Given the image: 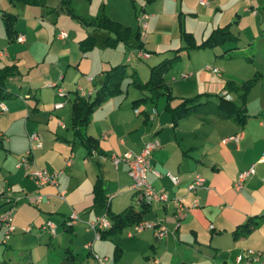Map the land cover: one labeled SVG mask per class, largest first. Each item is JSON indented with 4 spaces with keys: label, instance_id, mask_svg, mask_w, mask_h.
<instances>
[{
    "label": "crops",
    "instance_id": "crops-1",
    "mask_svg": "<svg viewBox=\"0 0 264 264\" xmlns=\"http://www.w3.org/2000/svg\"><path fill=\"white\" fill-rule=\"evenodd\" d=\"M5 1L0 0V69L4 66L15 67L12 78H6L4 86L13 93L15 79L20 94L6 101L0 98L7 108L0 113V213L12 206L15 227L6 236L5 229L0 225V263L9 264L15 256L21 259V264H60L66 250L75 253L73 237L83 231V249L86 250L83 261L89 258L94 264H107L111 257L114 264H143L135 259L139 254H142L145 264H178L180 260L181 264H245L248 260L253 264H264V79L254 85L261 87L260 92L251 96L250 100L246 99L247 118L243 126L228 118L201 113L183 116L174 123L171 112L165 107V98L155 105L147 101L133 106L132 101L139 96H129L121 88L119 95L106 98L93 110L89 123L83 129L84 133L96 140L101 151L100 154L94 151L88 155L72 127L73 97L82 96L81 89L88 94L85 98H92L101 85L104 72L119 62L113 63L114 56L106 55L96 67L98 61L92 58L90 50L82 52L79 48L78 56L68 39L72 34L71 43L79 45L91 34L96 36L97 44L105 45L103 38L110 34L103 30L93 31L91 27L81 29L73 24L67 37L59 38V31L63 30L61 15L54 20L52 14H49L50 17L45 15L46 11L43 13L40 6ZM51 1L46 0L47 7H53ZM137 1L143 2L140 4L149 14L147 33L141 39L142 50L150 54L148 58L152 56L151 52L172 53L170 50L181 48L183 43L180 37H173L174 23L179 20L178 12L188 13L187 10H192V1L195 0ZM229 1L233 4L237 1L244 4L253 2ZM115 2L103 0L96 7L94 16L79 15L94 18L99 14L101 5L105 11V7L108 10ZM60 5L59 12L62 11ZM247 8L244 6L242 11H248ZM3 13L16 15V39L7 34ZM106 14L123 25L127 24L123 14L111 15L108 11ZM251 14L256 15V12L252 10ZM134 15L137 21V11H134ZM183 26L188 29L186 17ZM216 26L221 27L222 23ZM157 33L163 34L166 41L161 42L155 36ZM192 34L198 43V36ZM206 34H201V40ZM20 35L24 36L22 42L17 40ZM56 44H59L58 50L54 49ZM120 45L124 44L118 43L114 49H120ZM126 49L119 50L126 52L122 62H133V56L139 58L136 54L138 49L133 45H126ZM161 58L157 56V60ZM207 67L199 68L195 82L189 84L194 85L195 90L191 95L176 92L174 85L179 82V77L171 78L172 84L165 80L174 96L169 103L171 106L183 98L198 94H209L215 96L209 98L216 100L217 95L226 92L224 86L229 79L217 68V72H213ZM58 88L65 91L64 96L58 95ZM227 95L230 99L236 97L231 93ZM58 102L63 105L55 108ZM159 102L162 105L158 109ZM32 132L39 134L42 143L41 147L32 149L34 164L51 172L61 171L56 177V184H45L39 189L24 168L17 166L20 156L29 149L28 136ZM234 135L239 136L238 141L230 139L222 142L223 138ZM153 140L159 145L152 151L151 166L161 173V177L149 172L147 181L189 206V209L182 218L177 219L173 202L151 205L142 219L162 218L166 233L161 237H157L152 229L129 235L131 224L124 231L105 238L108 241L93 240L94 233L86 228L87 221L106 214L107 210L109 213H119L129 206L136 211L141 209L136 202V194L128 189L131 178L127 165L121 162L115 167L109 156L127 150L137 153L145 142ZM70 156L71 162L66 164ZM252 164L254 173L247 178L244 187L236 191L233 183L237 174ZM168 172L179 179L177 185L168 178ZM195 173L204 178V185L196 193L188 192L187 185ZM98 177L103 181L107 210L94 203L93 186ZM7 189L11 190L10 198L4 196ZM61 192L63 198L59 196ZM36 194L41 196L39 203L35 202ZM195 197L198 198L197 206L192 205ZM71 210L77 211L79 220L73 226L66 227L64 221ZM48 220L56 225L54 235L41 228ZM249 220L253 222V228L234 237V229ZM25 227L30 229L24 231ZM87 244H91V248ZM116 247L120 252L118 257L115 256ZM128 250L132 258L122 262V255ZM249 250L260 251L261 255L256 259ZM93 253L105 259L97 262ZM75 255L77 264L79 255ZM238 255L243 256L240 262L236 261Z\"/></svg>",
    "mask_w": 264,
    "mask_h": 264
},
{
    "label": "rangeland",
    "instance_id": "rangeland-1",
    "mask_svg": "<svg viewBox=\"0 0 264 264\" xmlns=\"http://www.w3.org/2000/svg\"><path fill=\"white\" fill-rule=\"evenodd\" d=\"M102 1L103 0H92L88 2L87 0H70L71 2L70 6L76 14L94 16L96 7L99 5V3L101 4ZM115 1L116 2L113 4V6L110 5L108 7V10L107 7H105V13L108 11L110 14L111 13H116L119 15L123 14L124 19H126L125 21H127L125 22L127 23L125 25L130 26L131 30L133 31L139 29L138 22L135 19L134 11L135 12L137 11V14H139V12L142 10L147 12L144 9L145 6L143 7L142 6L143 4H140L143 2H138L137 0H115ZM4 2L6 1L4 0ZM51 3L52 6L56 9V11L49 12L45 15L52 14L54 20L61 15V21L62 24L64 25V26L62 25V28L66 33H69L70 29H73V24L77 25L81 29L86 27L82 25L78 20L71 18L70 15H68L62 8L61 9L64 12L62 11L59 12L58 7L61 3V0H52ZM192 4H193V8L192 10H187L188 13H184V12L177 13V17H179V20L177 19V23L176 22L174 23L175 32H176V33L174 32V34L176 35L173 34L174 38L176 36H179L181 39L180 42L183 43L184 45L187 44V41L184 39V36L182 35V31L191 32V33L193 32L198 36L199 38L198 43H200L202 42L201 40L202 33L207 32L205 36L207 37L211 32L213 25L214 27H217L216 26L217 24L222 23V26L229 24V31L234 37H237V41L226 40L224 43L218 44L214 48L206 47L190 52L187 51L183 53L180 52L181 53L180 60L176 61L164 74L165 80L168 83H170L171 81V84L173 83L172 80H170L171 78H175L176 76L179 77L178 79L179 82L174 85L176 92L179 91L181 93H186L187 95H191L190 93H194L195 91L193 89L194 85H189V84L195 82L194 78L196 77V74H198L199 68L203 69L206 66H209L211 68H217L219 72L224 75V77L233 80L238 84L245 82L248 78L253 76H258L259 80L257 82H260L262 79H264V51H262L264 50V0H253V2L250 1L249 3H245V4L243 2L240 3L238 1L233 4L229 0H209V5H201L199 4V0H195L192 1ZM244 6L249 7L247 8L248 11L245 12L242 11ZM49 8L51 7L48 6V9ZM15 10L17 11L16 8ZM252 10L256 12V15L251 14ZM11 11L15 12L14 9L12 8ZM185 17L187 18L186 27H188V29H185V26H183ZM65 18L67 23L64 22ZM155 36L159 37L161 39V42L166 41L167 39L161 33L159 34L157 33L155 34ZM181 36L183 37V39ZM238 36L240 37L239 39ZM68 40L70 42V45L76 48V51L78 52V56H80L79 45L77 43H71V41H73L72 34H70V38ZM120 46H122L119 47L120 49H114L115 47L109 46L107 44L100 45L97 44L96 42L94 49L89 51L92 58L94 60L97 59L98 61L96 63V67L98 66V64L101 63L102 59L104 60V57L106 55L109 56L113 55L114 58L112 61L115 64L118 62L126 64L122 62L123 60H125L126 52L124 53L120 52L121 49L127 51L126 44ZM58 48H59V44L54 45L55 50H58ZM160 52H156V51L151 52L152 56L150 58H141V57L137 58L134 56L131 57V60L133 59V62L126 64L127 72L130 74L133 71L135 75H137L141 80L143 81L146 80L149 76V68H150L149 66L155 65L156 63H158V61H161L164 58H170L173 55V53H160ZM159 55L162 56L161 60L160 59L157 60V56ZM188 55L190 57H188ZM182 74H188V76L182 77ZM10 78H12V76H9L7 80H10ZM131 81H132L131 76L124 77L121 84V88L124 90L125 93H128L129 96H134V97L142 96L143 93H141L136 88H134L133 85L131 84ZM12 87H15L14 88L15 90L13 91L14 96L19 95L20 93L15 79H13ZM260 89L261 87H255V86L250 87L247 92L248 94L246 93L248 97L247 100H250V98H252L254 94L260 92ZM236 92L238 94L240 90ZM234 94L236 93L235 92L231 93V95ZM228 97L229 95H226V98ZM233 97H234L233 99H236L235 96ZM2 99L3 101L9 100L6 97H3ZM235 101L238 104L240 103L241 99H239L238 97V100L236 99ZM161 105L162 102H159L158 109L161 108ZM156 204H157L156 202L152 201L150 203V206L151 205L156 206ZM124 229L122 231H124ZM105 240L108 241V239ZM84 242H85V238L83 236V231L77 232V236L73 237V241H72V248L74 249L75 253L79 255V261L77 264H94V262L89 258L83 261V259L86 256V250L83 249ZM41 254H44V252H41ZM99 256L101 258L104 257L102 255ZM131 258H132V253L130 252V250H128L127 253L125 252L124 255H122L121 260L122 262H125L131 260ZM135 259L141 260L143 264H145L146 262L143 259L142 254L136 255ZM20 261L21 259L15 258L14 256V261L10 262L9 264H21ZM180 262L181 260L179 261L178 264H181ZM103 264L106 263L104 262ZM107 264H114V258L111 257V259L108 261Z\"/></svg>",
    "mask_w": 264,
    "mask_h": 264
},
{
    "label": "trees",
    "instance_id": "trees-1",
    "mask_svg": "<svg viewBox=\"0 0 264 264\" xmlns=\"http://www.w3.org/2000/svg\"><path fill=\"white\" fill-rule=\"evenodd\" d=\"M10 3H22L27 5H35L43 8V13L54 12L55 8L47 7L46 0H8ZM153 1V0H148ZM70 0H61V8L70 15L71 18L78 20L82 25L91 27L92 30L107 31L110 36L103 38V43L114 47L118 43L126 45H133L135 49L142 50L143 42L139 29L136 31L131 30L130 26L123 25L119 21L110 18L104 11V6L101 5L99 14L94 18L84 17L76 14L74 10L69 6ZM3 23L7 34L10 37L16 39L17 34L14 29L16 22V15L10 13L2 14ZM181 22V21H180ZM181 26V25H180ZM184 39L187 44H184L181 48L172 50V57L164 58L157 64L150 66L149 76L146 80H141L135 73L127 72L125 64L119 63L111 66L104 72L101 85L97 88L95 95L92 98H85L84 96L74 95L71 109V122L72 127L75 129V134L80 139V142L85 146L88 151V155L94 151L101 153L97 142L91 136L83 132V129L89 123L90 115L93 110L101 104L106 98L110 96L119 95L122 92L121 84L124 77L131 76V84L138 91L143 93L142 96L132 101V105L136 106L142 102L153 103L154 105L161 98L166 99V109L171 112L173 122L192 113L215 114L222 118H228L235 121L237 124L243 126L247 118L246 99L248 89L254 86L259 80L258 76L248 78L243 83H237L233 80H226L224 89L226 92L222 95H217L216 100H212L209 94H198L189 98L181 99L177 104L171 106L169 103L173 100L174 96L171 94V89L165 81V72L181 58V51L198 50L206 47L214 48L216 45L224 43L226 40H236L229 31V24L216 27L211 30L209 35L205 37L202 42L196 43L195 38L191 32L182 31ZM182 37V36H181ZM183 39V37H182ZM97 42V38L94 35H87L83 40L79 42V48L82 52L93 49ZM14 66H4L0 69V98L14 97V93L5 89V79L14 74ZM242 89V90H241ZM234 90V91H231ZM240 90L237 94L236 91ZM235 92L236 97L241 99L240 103H236L235 99L226 98L228 93ZM248 94V93H247ZM201 98H205L202 100ZM104 155V154H101ZM94 203L105 207L107 210V204L104 200L103 194V181L101 178H97L93 186ZM140 210L136 211L132 206L125 208L119 213H109L106 211L111 227L100 232V239L109 238L121 232L125 227L137 223L142 219L143 214L150 208L148 203H140ZM253 228V222L251 220L236 227L233 231L234 237H239L245 233H248ZM120 254L119 248L115 249V256ZM76 255L68 249L61 260L60 264H75Z\"/></svg>",
    "mask_w": 264,
    "mask_h": 264
},
{
    "label": "built area",
    "instance_id": "built-area-1",
    "mask_svg": "<svg viewBox=\"0 0 264 264\" xmlns=\"http://www.w3.org/2000/svg\"><path fill=\"white\" fill-rule=\"evenodd\" d=\"M199 4L207 5L208 0H199ZM148 18H149V14L143 10L140 11L139 14L137 15V22L139 26L141 39H144L146 35ZM58 37L66 38L67 33L63 30H60ZM23 39H24L23 35H20L17 38V40L20 42H22ZM136 54L138 57H141V58H148L150 56V54L144 50H137ZM207 68L211 69L213 72H217L216 68H211V67H207ZM187 76L188 74H182V77H187ZM79 90H80V94L86 97L87 93H84L81 89ZM57 92L59 96L65 95L64 90L61 88H58ZM62 105H63L62 102H58L54 105V107L60 108L62 107ZM6 109L7 108H6L5 103L3 101H0V113L4 112ZM28 139H29V149L26 151L25 154L20 156L17 166L18 167L21 166L24 168L26 174L30 178L33 179L38 189L41 188V186L45 184H56L57 182L56 177L58 173L61 171L51 172L47 170L46 168H40L34 164V161L31 157L32 149L35 147H41L42 145L39 134L37 132H32L29 134ZM230 139L238 141L239 136L234 135V136L223 138L222 142H226ZM0 142H1V137H0ZM158 145H159L158 142L155 140L147 141L144 143L142 149L137 153L127 150L119 155L112 153L109 156V158L115 167H117V165L121 162L127 165L128 175L131 178V182L128 186V189L132 190L133 192L137 194L136 195L137 204L141 202L150 204L152 201L163 202V203H167L171 201L175 204V207H176L174 215L177 219H180L184 216L185 212L189 209V206L182 204L179 200L175 198H171L166 191L157 190L154 186H152L147 181V174L149 172H153L156 176L161 177V173L152 169V166H151L152 151L155 148H157ZM70 162H71V156L66 160V164H70ZM253 173H254V164H252L248 169L237 174L234 180V183H233V188L236 191H240L244 187V184L247 178L250 177ZM167 176L174 185L178 184L179 179L176 176H174L170 172L167 173ZM203 185H204V178L200 174L195 173L194 178L187 185V191L196 193L197 189L203 187ZM4 196H6L7 198H10L11 190L7 189L5 191ZM59 196L63 198L64 196L63 192L59 193ZM12 200L14 199L12 198ZM40 201H41L40 194H36L35 202L39 203ZM192 205L193 206L198 205L197 197L193 199ZM78 220L79 219H78L77 211L71 210L66 220L64 221V225L66 227H71L74 224H76ZM0 225L5 229L6 236L15 229L13 225V207L12 206L7 207L0 213ZM110 227H111V222L106 214L98 215L94 217L92 220H89L86 222V228L88 230H92L94 233L93 240L100 239V232ZM41 228L43 230L48 231L50 234L54 235L55 230H56V225L52 221L48 220L41 226ZM29 229H30L29 227H25L24 231H28ZM145 229H152L154 231V234L157 237H161L166 233V227L163 223L162 218H158L155 220L144 219L137 223H134L132 225V229L128 232V234L130 235L131 233H138ZM87 247L91 248V244H87ZM249 253L254 254L255 257H257L256 259H258V257L261 255L260 251L254 252L252 250H249ZM93 256L98 262L102 261V259H105V258H101L96 253H93ZM242 260H243L242 255H238L236 257L237 262H240ZM245 264H253V263L252 261L248 260L245 262Z\"/></svg>",
    "mask_w": 264,
    "mask_h": 264
}]
</instances>
